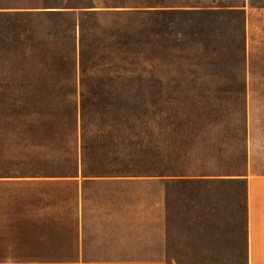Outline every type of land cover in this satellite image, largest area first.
<instances>
[{
  "label": "rangeland",
  "instance_id": "rangeland-1",
  "mask_svg": "<svg viewBox=\"0 0 264 264\" xmlns=\"http://www.w3.org/2000/svg\"><path fill=\"white\" fill-rule=\"evenodd\" d=\"M3 1L8 9L0 12V166L71 176L79 163L88 171L113 166L145 171L151 141L150 163L157 173L164 164L172 166L163 161L164 153H172V140H210L212 134L219 136V129L242 128L240 97L158 96L161 91L147 90L145 82L136 81L146 75L219 70L205 65L201 52L189 44L193 34H183V43H177L178 34L160 32L157 25L163 18L154 17L150 32L145 12L107 10L131 1ZM89 6L102 10L24 9ZM209 122L219 129L208 133ZM75 127L82 136L77 156ZM43 190L49 189L27 185L0 190V221L13 213L12 222L41 220L51 213L65 222V193ZM178 197L173 193L172 264H226L218 256L224 245L217 229L195 225L192 204H180ZM33 234L28 231L24 242L3 246L12 248L5 254L65 259V237L40 241Z\"/></svg>",
  "mask_w": 264,
  "mask_h": 264
},
{
  "label": "crops",
  "instance_id": "crops-1",
  "mask_svg": "<svg viewBox=\"0 0 264 264\" xmlns=\"http://www.w3.org/2000/svg\"><path fill=\"white\" fill-rule=\"evenodd\" d=\"M138 1L146 8L121 4L107 10L145 12L150 32L154 17L163 18L157 28L163 34H178L177 43H183V34H193L189 44L201 52L205 65L219 70L146 75L136 81L145 82L147 90L161 91L158 96L240 97L242 128L219 129L209 122L207 132L216 128L219 136L172 140V153L163 154V161L172 166L167 169L164 164L157 173L150 163L148 141L145 171L131 166L88 171L79 163L76 174H68L67 185H28L49 189L42 192L65 193V222L63 216L51 213L41 220L12 222L9 217L14 213L7 214L0 221L4 226L0 227V264H172L173 193L179 194L178 203L192 204L195 225L217 229L224 245L218 254L222 263L264 264V0ZM7 9L0 0V12ZM24 9L88 14L102 10L95 6ZM22 186L27 185H5L0 190ZM28 231L40 241L65 237V259L5 254L12 248L4 247L24 242Z\"/></svg>",
  "mask_w": 264,
  "mask_h": 264
},
{
  "label": "trees",
  "instance_id": "trees-1",
  "mask_svg": "<svg viewBox=\"0 0 264 264\" xmlns=\"http://www.w3.org/2000/svg\"><path fill=\"white\" fill-rule=\"evenodd\" d=\"M127 1V0H123ZM130 4H123L124 8H134V9H144L146 8L145 2H139L138 0H129ZM73 145L75 151V155L79 154L78 145L82 136L78 133L77 127H75V133L73 135ZM82 141V140H81ZM19 179V180H15ZM28 179V180H24ZM36 179V180H34ZM37 179H53L48 181H42ZM58 180V181H54ZM17 182V183H12ZM68 184V174L60 175V174H36L34 172H19V170H15L4 164L0 166V186L5 185H67Z\"/></svg>",
  "mask_w": 264,
  "mask_h": 264
}]
</instances>
